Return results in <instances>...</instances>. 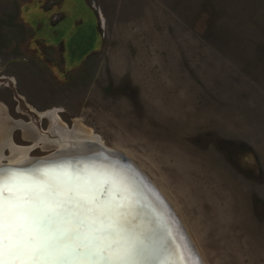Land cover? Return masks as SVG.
<instances>
[{"label":"rangeland","instance_id":"rangeland-1","mask_svg":"<svg viewBox=\"0 0 264 264\" xmlns=\"http://www.w3.org/2000/svg\"><path fill=\"white\" fill-rule=\"evenodd\" d=\"M2 109L55 143L51 123L91 129L204 264H264V0H0Z\"/></svg>","mask_w":264,"mask_h":264},{"label":"snow or ice","instance_id":"snow-or-ice-1","mask_svg":"<svg viewBox=\"0 0 264 264\" xmlns=\"http://www.w3.org/2000/svg\"><path fill=\"white\" fill-rule=\"evenodd\" d=\"M138 207L134 188L110 170L0 176V264H147L156 250Z\"/></svg>","mask_w":264,"mask_h":264},{"label":"bare ground","instance_id":"bare-ground-1","mask_svg":"<svg viewBox=\"0 0 264 264\" xmlns=\"http://www.w3.org/2000/svg\"><path fill=\"white\" fill-rule=\"evenodd\" d=\"M0 115V165L9 164V165H26L33 161V158L28 155L29 147H18L15 146L11 141V133L16 127H20L22 132L30 133L31 138L34 140L33 143L37 144L38 142H42L44 145H54L57 147L53 153H51L50 157H56V154L61 155H70V154H83L89 152H95L97 147H100L99 143L102 141L99 137L94 135L87 127H82L78 122H75L72 130L63 128L61 124L58 122L51 123L50 132L55 133L61 139H58V142H53V139H46L43 135H39L32 131V124H25L20 121H14L7 117L6 113L1 110ZM53 113V112H52ZM44 115L48 117L51 115V112H47ZM57 117V116H55ZM57 121V118L54 119ZM23 133V134H24ZM39 133V132H38ZM28 135V134H27ZM24 136V135H23ZM29 136V135H28ZM30 139V138H29ZM103 143V142H102ZM56 144V145H55ZM43 146V145H42ZM8 148L9 155L5 156L3 154V149ZM49 147V146H48ZM110 153L116 155V151L108 149ZM47 157V156H44ZM6 161V162H3ZM99 163V162H97ZM105 165V166H102ZM90 164V166H85L83 168L89 169H97L100 171L110 170L119 173L129 185H131L137 197L138 202V211H137V223L143 225L146 231V235L148 238L149 244L156 250V264H190V262L186 259L185 253L181 248V244H178V240L176 238L171 237V229L165 218L155 209L152 208L150 202H147L145 198L141 197L138 193V190L134 183L128 179V177L122 172H118L114 168L110 166H106L107 164ZM55 171V170H52ZM40 172H35L33 176ZM21 175V174H20ZM26 177V176H22ZM29 177V176H27ZM151 205V206H150ZM185 229V228H184ZM187 232V230H185ZM187 235L191 239V236L187 232ZM161 241L163 242L161 244ZM193 242V240L191 239ZM195 245V244H194ZM196 247V246H195ZM197 250V247H196ZM169 254H172L171 261H168L166 258ZM153 261L149 260L147 264H155Z\"/></svg>","mask_w":264,"mask_h":264},{"label":"water","instance_id":"water-1","mask_svg":"<svg viewBox=\"0 0 264 264\" xmlns=\"http://www.w3.org/2000/svg\"><path fill=\"white\" fill-rule=\"evenodd\" d=\"M99 146L95 152L70 155L56 154V157L48 155L47 157H34L33 161L26 165L2 164L0 165V176L11 173L21 177H31L35 172L56 171L61 168L83 169V167L90 166V164H107L106 166L125 174L134 183L141 197L150 202L152 208L165 218L172 232L171 237L176 238L178 244H181V248L190 264H196L197 261H199V264H204L173 208L155 184L125 156L118 152L115 155L110 153L107 148ZM154 259H151V261L155 263L156 260Z\"/></svg>","mask_w":264,"mask_h":264},{"label":"flooded vegetation","instance_id":"flooded-vegetation-1","mask_svg":"<svg viewBox=\"0 0 264 264\" xmlns=\"http://www.w3.org/2000/svg\"><path fill=\"white\" fill-rule=\"evenodd\" d=\"M20 121H21V120H20ZM21 122H23V121H21ZM21 130H22V129H21ZM6 148H7V147H6ZM6 148H4V149H6ZM4 149H3V150H4ZM7 149H8V148H7ZM28 152H29V151H28Z\"/></svg>","mask_w":264,"mask_h":264}]
</instances>
